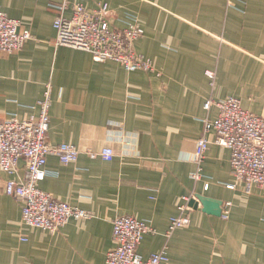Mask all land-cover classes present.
Listing matches in <instances>:
<instances>
[{
	"label": "crops",
	"instance_id": "crops-1",
	"mask_svg": "<svg viewBox=\"0 0 264 264\" xmlns=\"http://www.w3.org/2000/svg\"><path fill=\"white\" fill-rule=\"evenodd\" d=\"M61 0H0L7 17L31 35L21 50L0 54V118L37 116L51 86L47 143L79 150L74 164L46 160L50 175L39 188L92 215L49 233L22 223L21 206L4 194L0 172V264H106L114 248L112 222L119 216L144 221L155 232L138 253L147 259L166 248L163 264H264V190L250 194L236 184L230 152L210 144L200 180L190 178L195 142L213 120L208 100L232 97L264 117V0H69L93 9L107 4L115 29L135 18L144 33L136 54L156 73L127 72L112 61L94 62L79 50L55 46L53 22ZM70 6L63 15L69 18ZM215 72L214 86L205 76ZM110 148L106 162L90 158ZM20 161L17 177L24 175ZM208 189H204V185ZM235 185L234 189L227 186ZM200 195L213 209L187 203V227L170 237L169 220L185 196Z\"/></svg>",
	"mask_w": 264,
	"mask_h": 264
},
{
	"label": "built area",
	"instance_id": "built-area-1",
	"mask_svg": "<svg viewBox=\"0 0 264 264\" xmlns=\"http://www.w3.org/2000/svg\"><path fill=\"white\" fill-rule=\"evenodd\" d=\"M232 6L234 0H226ZM69 0H61L59 5H52L58 12L53 22L55 46L66 47L88 53L94 62L112 61L127 72L157 73L150 60L134 51V43L142 37L144 31L135 18L129 20L123 29L111 26L107 4H97L87 9L81 4L70 6L71 15L64 17L69 8ZM31 35L18 20L7 17L0 7V54L10 55L18 52L30 40ZM205 76L214 86L215 72L206 71ZM51 86L47 84L43 98L39 103L37 116L25 120L12 117L0 118V172L9 177L4 182V194L16 200L21 206L22 223L28 227L55 233L70 221H83L92 218L89 212L58 201L51 194L42 191L39 184L50 173L45 169L46 160L54 156L62 165L74 164L79 150L71 144L51 146L47 143L49 131V109L51 106ZM211 106L217 109L213 120L203 123V135L195 142L192 162L195 171L190 178L200 180L202 164L210 141L207 134L214 136L213 143L230 152V169L234 182L244 187L250 194L253 188L264 190V117L245 111L236 98L220 101L208 100L203 109ZM90 158L99 157L110 162L114 153L110 148H103L97 153H88ZM20 161L25 163L24 175L17 177ZM235 185L227 186L234 189ZM208 189V185H204ZM194 196L182 198L179 215L170 218L165 236L170 237L176 230L190 224L185 214L186 205ZM223 206L221 217L228 218ZM148 224L131 216H119L112 222L114 248L106 256V264H163L168 262L166 248L144 259L138 253V247L144 236L154 233Z\"/></svg>",
	"mask_w": 264,
	"mask_h": 264
},
{
	"label": "water",
	"instance_id": "water-1",
	"mask_svg": "<svg viewBox=\"0 0 264 264\" xmlns=\"http://www.w3.org/2000/svg\"><path fill=\"white\" fill-rule=\"evenodd\" d=\"M211 201L212 200H209L203 196L196 195L189 201L188 205L196 209H197V206L201 205L203 209H213V211L210 212L211 214L221 216L220 204H219V211H218L216 206L212 207Z\"/></svg>",
	"mask_w": 264,
	"mask_h": 264
}]
</instances>
